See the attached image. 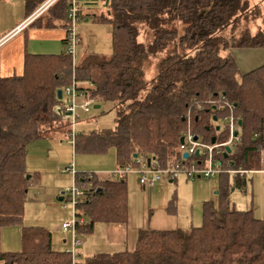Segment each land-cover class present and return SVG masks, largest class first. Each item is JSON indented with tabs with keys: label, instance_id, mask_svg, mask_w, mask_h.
<instances>
[{
	"label": "trees",
	"instance_id": "obj_1",
	"mask_svg": "<svg viewBox=\"0 0 264 264\" xmlns=\"http://www.w3.org/2000/svg\"><path fill=\"white\" fill-rule=\"evenodd\" d=\"M97 1L106 4L87 0L88 9ZM250 1L109 0L106 15L93 14L112 28L111 56L90 54L73 66L66 51L27 53L22 74L0 76V226L22 223L34 178L26 167L27 147L64 132L68 123L56 112L63 103L57 93L75 80L79 90L98 104L113 105L116 113L115 127L76 134L75 152L101 155L114 149L118 169H137L138 160L149 165L153 158L151 167L189 166L198 157L183 161L181 138L189 132L206 145H213V137L216 144L234 138L228 157L227 146L218 157L225 170L218 175L220 205L205 203L201 226L143 229L133 251L97 254L75 264H264V220L229 201L232 187L244 184L243 175L231 179V172L246 170L264 151V64L243 73L232 52L264 48V30L237 33L242 18H254ZM68 3L47 27L60 22L68 27ZM26 4L30 16L34 5ZM142 29L152 35L147 45L139 41ZM126 179L75 174L85 192L75 210L78 221L84 220L77 223L79 236L92 234L97 223H128ZM21 242L20 252H0V264H74L68 251L54 249L44 227L22 226Z\"/></svg>",
	"mask_w": 264,
	"mask_h": 264
},
{
	"label": "rangeland",
	"instance_id": "obj_2",
	"mask_svg": "<svg viewBox=\"0 0 264 264\" xmlns=\"http://www.w3.org/2000/svg\"><path fill=\"white\" fill-rule=\"evenodd\" d=\"M65 2H68V0L60 1L57 7H53L54 9L51 8L49 11L45 12L39 21L46 25V23H49L48 21L50 18L54 17L56 11L57 13L59 11V14H64L65 9H61L65 7ZM86 3L87 0H78V7L81 8L82 15H88V17H80L74 26V32L78 35L79 42L76 45L72 60L73 66L80 64L82 59L90 54H99L105 57H109L112 54V28L109 23L98 21L94 17V14L98 16L106 15V5H103L102 1H97V4L92 6L94 10H89L88 7H91V5ZM249 5V13L254 11L252 13L255 19L252 17L242 18L238 27V34L246 29H249L253 34H257L261 30H264V1L251 0ZM25 11L26 0H0V38L8 34L23 20ZM67 29L68 28H58L57 31H54L56 37L43 39L36 36L35 32H33L39 31L38 29L29 28L26 32L19 34L22 32L20 31L6 41L11 39L9 46L12 48H21L27 44L26 51L31 54L56 55L68 50L67 43L64 44L61 39L62 36L66 38ZM229 35L230 30L227 32L226 36ZM15 36L17 37L13 38ZM151 38L152 35L149 34L146 29L141 30L139 36L140 42L147 45ZM232 52L242 72H249L264 64V58L253 62V59L249 57L251 55L246 56L249 52L244 53L245 51L243 52L242 50H232ZM3 58H6L7 64H9L8 55ZM157 58L158 57L151 59L153 63L157 61ZM20 64L22 65V61H20ZM13 65L14 67H19V57L14 59L12 66ZM19 72L20 71H16L15 73ZM150 72L152 73V70ZM81 102L82 101H80V103ZM96 105H100V108L95 109L94 106ZM77 116L78 119L75 126H72L70 124L71 122L67 121V127H63L60 130L64 132L57 131V133L51 134V138L33 141L28 145L26 167L27 171L34 178L32 179L33 182L30 185L26 198L23 221L19 224L0 226V252L15 253L22 250V226L44 227L50 230L53 244L57 248L63 247L64 243H62V241L65 238L69 240L71 235L63 233L61 226L64 223H73L75 221V205L69 201L67 193V190L76 187L75 174H97L106 177L112 175V172L118 169L114 149L101 155L78 153L75 152L73 138L75 134L115 127L116 113L113 105L105 103L98 104L95 102L90 105V111L88 113L78 109ZM69 131H73V134L71 135L68 133ZM68 167L74 172H67L66 169ZM135 170L136 169L131 168L127 171L126 180L129 182L130 186L132 185L130 183L131 181H134L137 185V190L129 196V206L131 216L134 218V223L138 225V228L139 226H144L143 221L147 220L145 217L141 218L144 208H148L152 205L155 211L158 210L160 207L159 204L170 199L174 191L177 192V202L180 201V199L183 200L179 208L180 214L185 218L186 216H191L193 213L195 224L199 222L202 225L203 223L204 202H210L214 209L218 208V176L213 180L200 178L191 181L188 180L186 175L181 174L176 181L170 182L169 179H163L154 187L145 189L139 185L137 180L140 175L136 174ZM150 191H152L153 195L159 191L158 197H160L157 199L153 197L151 204L148 203L150 199L148 193ZM231 191L233 190L231 189ZM236 195L237 193H233V196ZM208 196L209 198L215 197L217 204L213 201L206 200ZM60 197L64 199L60 201ZM130 229H132L131 224H129V232L130 237L133 238L136 234V230L131 232ZM130 248L134 250L133 242L129 239L127 250H131Z\"/></svg>",
	"mask_w": 264,
	"mask_h": 264
},
{
	"label": "crops",
	"instance_id": "obj_3",
	"mask_svg": "<svg viewBox=\"0 0 264 264\" xmlns=\"http://www.w3.org/2000/svg\"><path fill=\"white\" fill-rule=\"evenodd\" d=\"M43 1H46V0H32V5H34L33 12L38 8V6L40 7L44 3ZM253 1H257V0H253ZM28 16L29 15H28L27 8H26L25 16L23 20L20 21L16 25V27L13 28L8 34L0 38V41L4 37L12 33L19 25H21L28 18ZM29 28L38 29L39 31H33V32H35L36 36L43 38V39H49V38L56 37L54 31H57L58 28L65 29L62 26L61 22L58 23L54 27H47L44 23L40 22L38 24L30 25L28 28L22 30V32H20L19 34L26 32ZM17 36H20V35H17ZM17 36L13 38H16ZM61 39L63 41L65 37L62 36ZM6 40L8 39H5L3 42H1V45H0V76L9 77L13 75H20L23 72V68H24L23 64H24L25 55L29 53L28 51H26L27 44L21 48H18V47L12 48L11 46H9V42H11V39L9 41H6ZM242 51L243 52L245 51L244 53L249 52L248 55L246 56L251 55L249 57L253 59V62L264 58V48L247 49V50H242ZM6 55H8L9 64H7V59L3 58ZM46 55H50V54H46ZM18 57H19V67L18 66L14 67V65L12 66L14 59H17ZM20 61H22V65L20 64ZM20 65H21V68H20ZM16 71H20V72L15 73ZM243 73H246V72H243ZM245 169L246 170H242L245 172V174L241 176L243 178L242 181H244V184L241 186H235V183H233L235 187L234 188L232 187L233 191H231L230 193L229 201L235 209L239 211H251L255 218L264 220V151L261 152L258 158H255V162L252 163V165H250L249 167H246ZM113 173L114 172H112V174ZM135 173L138 174L136 170H135ZM231 176H232L231 177L232 179L233 177L236 176V174L231 172ZM127 183H128L127 185H128L129 196H130L131 193L137 190V185L134 181L130 182L132 184L131 186L129 182ZM217 184H218L217 194L219 195V192H220L219 189L222 184V179H218ZM142 188H145V187H142ZM233 193H237V195L233 196ZM158 195H159V191L155 195H153L152 191H150L148 193V196L150 198L148 200V203L150 204L152 203L153 197H156V199L160 198L158 197ZM61 198L62 197H60L59 200ZM206 200L213 201L214 203H216L217 201L215 197L209 198V196ZM182 201L183 200L180 199V201L177 202V192L174 191L170 199H168L166 202H163L162 204H159L160 207L158 210L155 211L152 205L148 208L145 207L146 209L144 208V212L141 218L145 217L147 220L143 221L144 226H139V228H138V225L134 223V220H133L134 218L131 216L130 206H129V221L127 224L107 225V224L97 223L95 225V228L92 234L87 235V236H80L82 240V245L77 248V257L75 261L82 262L84 261V259L92 257L97 254H115V253H120V252L133 251L132 248H130L131 250H127L129 239L131 240V242H133L134 249H135L139 232L140 230H143V229H152V230H160V231H170V230L182 229L186 231V230H190L192 227L201 226V223L199 222L195 224L193 213L191 214V216H186L185 218L180 214L179 208H180V205H182L183 203ZM205 203L207 202H204V205ZM219 205H220V200L218 201V207ZM129 224H131V227H132V229H130L131 232H133V230H136V234L135 236H133V238L130 237ZM63 233L65 232L63 231ZM65 234L68 235L69 233H65ZM62 243H64V246L63 247L61 246L59 248H57L53 244L54 249L57 251L70 250L71 237L69 238V240L68 238H65L62 241Z\"/></svg>",
	"mask_w": 264,
	"mask_h": 264
},
{
	"label": "built area",
	"instance_id": "obj_4",
	"mask_svg": "<svg viewBox=\"0 0 264 264\" xmlns=\"http://www.w3.org/2000/svg\"><path fill=\"white\" fill-rule=\"evenodd\" d=\"M59 0H46L39 8H37L21 25H19L12 33L4 37L0 41L3 42L5 39L11 38L13 35L24 30L30 26L33 22L39 19L49 8H51ZM68 29L66 34V43L68 45V50L66 53L74 57L76 45L79 42L78 35L74 32L75 23L80 19L82 13L79 12L78 0H69L68 3ZM63 91V103L56 108V112L65 121H70L72 126H75V123L78 119L77 111L78 109L83 110L85 113L90 111V105L95 103V99L88 97L84 92L79 90V83L75 80L71 85L67 86ZM80 101H82L80 103ZM63 119V120H64ZM233 122V119L231 120ZM73 134V131L70 133ZM233 134V133H232ZM76 134L73 135L75 143ZM195 136L192 133L184 135V142L181 143L180 150L182 155L184 153L189 154L188 159H184L186 162L191 159L193 155H196V152H199V156L193 158L189 166L184 164H177L175 167L170 168H161L158 163L153 167L148 166L143 160H138L139 167L136 169L139 176V184L145 188L154 187L159 181L163 179H169L170 181L176 180L181 174L186 175L189 180H195L199 178H204L206 180H212L216 178L221 173L225 172L221 168V162L219 156L224 153V148L227 146H232L234 138L232 137L228 142L216 145H206L202 142L195 140ZM183 157V156H182ZM130 168L125 170L118 169L113 173L114 176H121L123 174L127 175V171ZM66 171L74 172L71 168H67ZM233 173H240L241 175L245 174L244 171H232ZM68 199L76 206L79 203L80 199L84 197L85 192L80 188L74 187L70 190H67ZM64 206V205H63ZM75 221L73 223L68 222L64 223L61 228L65 233L71 235V248L68 252L73 258V263L77 257V248L82 245V240L77 233V223H84L83 218H80L79 221L74 212Z\"/></svg>",
	"mask_w": 264,
	"mask_h": 264
},
{
	"label": "water",
	"instance_id": "obj_5",
	"mask_svg": "<svg viewBox=\"0 0 264 264\" xmlns=\"http://www.w3.org/2000/svg\"><path fill=\"white\" fill-rule=\"evenodd\" d=\"M108 3H109V0H106V4H105L106 7H107ZM57 95H58V99L59 100H62V98H63V91L62 90H59L58 93H57ZM94 108L95 109H99L100 108V105H96V106H94ZM214 121L215 122L218 121L217 120V117H214ZM239 124L241 125V121L239 122ZM216 130L217 131H220V126H217ZM235 136H237V133H235ZM195 140H198V139L195 138ZM216 141H217L216 137H213L211 143L214 145V144H216ZM183 142H184V137L181 138V143H183ZM226 150H227V152H226V155L225 156L228 157V155L231 153V148L230 147H227ZM196 155L199 156V152H196ZM134 158H138V155L135 154L134 155ZM183 158L184 159H188L189 158V154L188 153H184L183 154ZM152 160H155V159L154 158L153 159H148V164H149L148 166H150ZM60 200L62 201L63 200V197Z\"/></svg>",
	"mask_w": 264,
	"mask_h": 264
}]
</instances>
